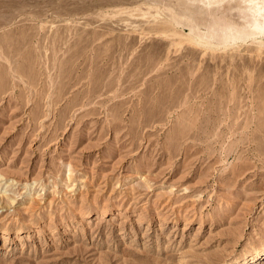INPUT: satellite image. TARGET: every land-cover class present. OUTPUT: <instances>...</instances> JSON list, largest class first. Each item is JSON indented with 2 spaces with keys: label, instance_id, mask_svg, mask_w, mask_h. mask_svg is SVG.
Masks as SVG:
<instances>
[{
  "label": "rangeland",
  "instance_id": "1",
  "mask_svg": "<svg viewBox=\"0 0 264 264\" xmlns=\"http://www.w3.org/2000/svg\"><path fill=\"white\" fill-rule=\"evenodd\" d=\"M254 30L251 0H0V264H249Z\"/></svg>",
  "mask_w": 264,
  "mask_h": 264
},
{
  "label": "bare ground",
  "instance_id": "2",
  "mask_svg": "<svg viewBox=\"0 0 264 264\" xmlns=\"http://www.w3.org/2000/svg\"><path fill=\"white\" fill-rule=\"evenodd\" d=\"M250 4V3H249ZM251 8L255 16V29L264 34V0H251ZM254 30V31H257ZM264 256V248L258 251L250 258L249 264H257L260 258ZM248 261L237 260L235 264H247Z\"/></svg>",
  "mask_w": 264,
  "mask_h": 264
}]
</instances>
